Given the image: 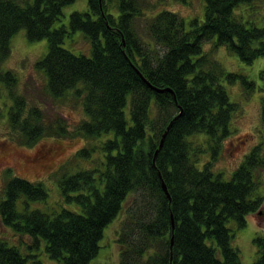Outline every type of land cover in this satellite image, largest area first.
Here are the masks:
<instances>
[{"label": "trees", "instance_id": "trees-1", "mask_svg": "<svg viewBox=\"0 0 264 264\" xmlns=\"http://www.w3.org/2000/svg\"><path fill=\"white\" fill-rule=\"evenodd\" d=\"M75 1L0 0V86L11 99L7 120L21 142L31 146L41 136L67 134L59 118L55 126L46 125L42 111L27 106L25 96L14 91L15 73L1 70L11 37L21 29L30 41L47 39L48 50L36 63L47 77V92L54 98L73 92L81 99L87 119L76 133L89 139L106 135L97 167L64 171L57 180L65 200L78 204L80 212L30 209L29 201L47 198L44 184L8 178L0 200L1 221L30 243L15 245L0 238V264H43L30 253L42 241L48 257L60 264H89L103 230L119 214L118 264H242L227 222L243 227L248 214L262 209L255 175L264 168L260 144L229 179L215 173L212 162L202 168L195 162L202 135L212 139L214 153L230 135L237 104L220 80L240 78L246 93L255 87L210 55L224 46L246 63L264 57V27L243 16L254 0H204L203 20L185 21L161 9L145 24L150 42L141 39L136 25L149 8L148 0H87V10L70 14L69 28H54L63 7ZM76 30L89 39V55L62 47ZM207 42L211 49L203 52ZM260 76L264 78V69ZM165 88L170 91H156ZM260 120L264 128V97ZM94 151L92 145L83 147L75 156L91 163ZM38 153L42 166L54 152L42 148ZM255 243L252 264H264V237H256Z\"/></svg>", "mask_w": 264, "mask_h": 264}, {"label": "rangeland", "instance_id": "rangeland-1", "mask_svg": "<svg viewBox=\"0 0 264 264\" xmlns=\"http://www.w3.org/2000/svg\"><path fill=\"white\" fill-rule=\"evenodd\" d=\"M27 1L32 2L33 0ZM148 2L149 8L145 9V15L136 20L137 31L143 41L150 42L145 30L147 19L161 9L176 12L185 21L194 17L199 20L204 18V0H148ZM87 9V0H76L66 5L53 27L65 25L69 28L70 14L73 11ZM243 16L256 26L264 27V0H254L250 7L243 12ZM211 46V42L205 43L203 52L209 51ZM62 47L75 54L89 55L91 45L84 32L76 30L67 35ZM47 50V39L30 41L26 36L25 29H21L11 37L10 53L2 63L1 70H11L15 73L17 85L14 91L25 96L27 106L35 105L42 111L46 125L55 126L59 118L64 122L67 134L58 137L44 135L31 146L23 144L20 140L21 137L10 127L7 120L11 99L7 89L0 86V200L4 198V186L8 178L21 176L31 181L42 182L47 191V198L44 201H29L30 209L38 207L51 213L54 210L58 211L62 207H67L80 212L78 204L65 200L57 180L64 171L74 173L79 167H88L89 164L92 168L97 167L95 159L97 160L103 154L101 146L106 135L89 139L77 134L79 123L87 119L81 108V99L75 97L73 92H68L60 98H54L47 92V77L44 71L36 66ZM210 55L219 61L226 71L245 76L255 85L253 91L246 93V88L243 87L240 78H237L233 83L222 78L220 84L224 86L230 101L237 104L229 124L230 135L222 139L221 147L216 150V153L213 151L212 139L207 135H202L199 139L201 152L197 155L195 165L202 168L204 163L212 162V170L215 173L220 172L224 179H229L233 170L239 166L245 155L255 145L260 144V151L264 154V128L260 120L261 100L264 97V78L260 76V72L264 69V57L246 63L224 46H218ZM91 145L95 147L91 163L81 156H75L78 149ZM42 148L53 150L51 161L42 166L39 165L40 167L35 169L26 168L21 164L24 158L28 159V157L42 152ZM255 173L258 178L257 192L263 196L261 211L248 214L243 227H237L233 220L227 222V226L232 232L231 245L238 249L242 264L254 262L257 257L255 238L264 237V168L258 169ZM71 194H76V192H71ZM18 205L21 208L20 203ZM120 216L121 214L103 230L98 253L89 264H118L120 247L116 242V230ZM0 238L10 242L9 244L19 245L22 242L25 245L30 243L29 237L11 232L1 221V217ZM30 253L35 254L43 264H60L48 257L44 251V241L39 248H33Z\"/></svg>", "mask_w": 264, "mask_h": 264}, {"label": "flooded vegetation", "instance_id": "flooded-vegetation-1", "mask_svg": "<svg viewBox=\"0 0 264 264\" xmlns=\"http://www.w3.org/2000/svg\"><path fill=\"white\" fill-rule=\"evenodd\" d=\"M21 164H23L26 168L32 167V168L35 169V168L40 167L39 165L42 164V158H41L40 154L37 153L33 157H28V159L27 158H24L23 159V162Z\"/></svg>", "mask_w": 264, "mask_h": 264}, {"label": "water", "instance_id": "water-1", "mask_svg": "<svg viewBox=\"0 0 264 264\" xmlns=\"http://www.w3.org/2000/svg\"><path fill=\"white\" fill-rule=\"evenodd\" d=\"M164 90L170 91V89H168V88H165V89H156V91H158V92H162V91H164ZM170 124H171V123H169V125H170ZM169 125L167 126L166 130L169 128ZM166 130H165V131H166ZM164 134H165V133H163V136H164ZM161 143H162V142H161ZM161 143H160L159 146H161ZM162 187H163L164 191H166V187H165L164 184L162 185Z\"/></svg>", "mask_w": 264, "mask_h": 264}]
</instances>
